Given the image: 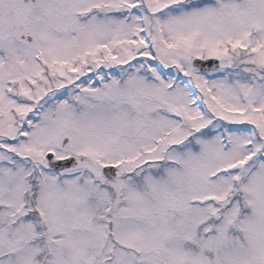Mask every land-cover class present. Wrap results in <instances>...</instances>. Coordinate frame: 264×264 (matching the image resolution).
Instances as JSON below:
<instances>
[{
	"label": "snow or ice",
	"instance_id": "6c2138e0",
	"mask_svg": "<svg viewBox=\"0 0 264 264\" xmlns=\"http://www.w3.org/2000/svg\"><path fill=\"white\" fill-rule=\"evenodd\" d=\"M0 264H264V0H0Z\"/></svg>",
	"mask_w": 264,
	"mask_h": 264
}]
</instances>
